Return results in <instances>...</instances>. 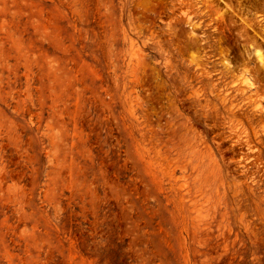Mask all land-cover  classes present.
<instances>
[{
  "label": "rangeland",
  "instance_id": "1",
  "mask_svg": "<svg viewBox=\"0 0 264 264\" xmlns=\"http://www.w3.org/2000/svg\"><path fill=\"white\" fill-rule=\"evenodd\" d=\"M0 264H264V0H0Z\"/></svg>",
  "mask_w": 264,
  "mask_h": 264
},
{
  "label": "bare ground",
  "instance_id": "2",
  "mask_svg": "<svg viewBox=\"0 0 264 264\" xmlns=\"http://www.w3.org/2000/svg\"><path fill=\"white\" fill-rule=\"evenodd\" d=\"M256 54H257L258 59H259L261 62H263V54L261 53V51L257 50V51H256Z\"/></svg>",
  "mask_w": 264,
  "mask_h": 264
}]
</instances>
